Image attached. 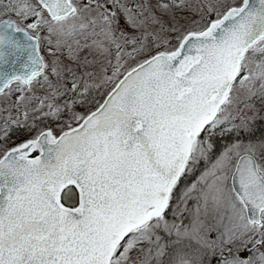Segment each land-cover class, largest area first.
Wrapping results in <instances>:
<instances>
[{
  "label": "snow or ice",
  "instance_id": "snow-or-ice-1",
  "mask_svg": "<svg viewBox=\"0 0 264 264\" xmlns=\"http://www.w3.org/2000/svg\"><path fill=\"white\" fill-rule=\"evenodd\" d=\"M0 264H264V0H0Z\"/></svg>",
  "mask_w": 264,
  "mask_h": 264
},
{
  "label": "rangeland",
  "instance_id": "rangeland-1",
  "mask_svg": "<svg viewBox=\"0 0 264 264\" xmlns=\"http://www.w3.org/2000/svg\"><path fill=\"white\" fill-rule=\"evenodd\" d=\"M73 193H75V189H73Z\"/></svg>",
  "mask_w": 264,
  "mask_h": 264
}]
</instances>
